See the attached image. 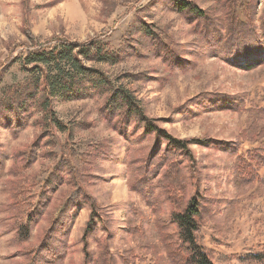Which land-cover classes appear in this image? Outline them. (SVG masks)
<instances>
[{
    "label": "rangeland",
    "instance_id": "rangeland-1",
    "mask_svg": "<svg viewBox=\"0 0 264 264\" xmlns=\"http://www.w3.org/2000/svg\"><path fill=\"white\" fill-rule=\"evenodd\" d=\"M171 1L0 0V264H45L38 247L68 199L63 234L49 244L57 264H90L106 240L114 264H171L162 233L173 227L162 229L177 197L165 192L163 133L191 155L179 174L185 198L198 191L211 211L199 242L217 263L264 264L250 261L264 252V62L246 71L221 54L229 40L264 32V0H182L203 19ZM91 41L112 60L84 64L141 117L105 112L106 95L55 99L46 112L30 97L27 53ZM141 120L157 132L145 135ZM246 159L258 172L251 181ZM135 181L153 186L150 208ZM92 208L100 224L82 241Z\"/></svg>",
    "mask_w": 264,
    "mask_h": 264
},
{
    "label": "trees",
    "instance_id": "trees-1",
    "mask_svg": "<svg viewBox=\"0 0 264 264\" xmlns=\"http://www.w3.org/2000/svg\"><path fill=\"white\" fill-rule=\"evenodd\" d=\"M171 3L181 13L184 12L200 19L204 18V13L189 3H185L182 0H173ZM246 27V25L242 26L244 28L242 30L247 31L245 29H248V27ZM262 28L264 30V23ZM227 31L228 27L223 32ZM220 33L221 31L219 30L218 34ZM225 37L228 36L225 34ZM236 38L226 43L228 48H226L225 53H227H221L225 55L226 62L246 71L252 70L257 64L264 62V32L260 33V35L250 32L246 33L234 43L233 41ZM210 41L212 42L211 39ZM208 44L209 47H213L210 43ZM111 57V54L103 51L93 41L81 45L77 49L67 43H62L46 49L29 52L21 59V64L25 72L29 74L27 86H30L34 91V95L30 97L35 98L36 95H39L41 99L37 102L39 106H42L43 111L46 112L49 102L55 99L63 101L78 100L96 94L99 96L106 95L108 96V101L103 107L105 112H108V110L111 112L122 111L121 115L125 118L123 121L132 117L139 118L141 113L135 105V101L127 93L111 88L99 71L84 64V62H109V60H112ZM22 93H24V90H22ZM33 100L35 102V99ZM11 107V105H4L1 110H10ZM19 108L23 109V104ZM139 124L144 128L145 135L157 132L145 120H141ZM159 137L166 143L164 154L158 157L160 162L163 163V180L167 183L165 192L170 196L176 195L177 197V202L175 200L171 201L173 208L168 215L169 221L165 222L166 225L162 229V232H164L169 225L173 227V234L162 233V240L167 248L169 261L171 264H220L213 259L210 249L204 247L198 239V233L204 223L205 215L208 213L210 215L211 211H206L203 199L198 191L194 195L191 194L189 198H185V182L181 181L182 178L179 174L183 168L181 163L191 160L187 144L183 141L172 139L165 133ZM251 160L254 161V159ZM241 164L244 170V173H242L244 181H251L258 177L255 166L249 160L241 161ZM261 181L264 183V178ZM47 186L48 184L46 183L44 189ZM131 188L135 189L134 191L141 196L145 204L150 208L151 204H153V186H149L145 181L141 183L135 181ZM73 196L75 195L73 194ZM69 201L68 199V203L57 212V218L54 221L52 220V225L50 224L46 237L38 247V253L46 255L45 264H57L55 259L56 249H49V244L54 233L57 236L63 234V225L66 224L65 221L72 212V206L68 209ZM90 210V218L86 224L82 241L86 240L88 235H92L95 232L96 225L100 224L99 217L95 214L93 208ZM30 218L27 215L23 224L24 227H21L23 234L27 231ZM98 245L96 258H92L94 260L90 264H114V258L109 254L107 240L105 243L98 241ZM250 257L252 258L250 259L251 262H263L264 252L250 255ZM25 258H28V256H25ZM35 261L34 259L29 260L28 264H34ZM83 264L89 263L84 262Z\"/></svg>",
    "mask_w": 264,
    "mask_h": 264
}]
</instances>
